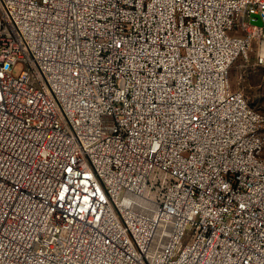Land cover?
Segmentation results:
<instances>
[{
	"label": "built area",
	"instance_id": "2783aa9c",
	"mask_svg": "<svg viewBox=\"0 0 264 264\" xmlns=\"http://www.w3.org/2000/svg\"><path fill=\"white\" fill-rule=\"evenodd\" d=\"M253 54L264 0H0V264H264Z\"/></svg>",
	"mask_w": 264,
	"mask_h": 264
},
{
	"label": "rangeland",
	"instance_id": "374dc122",
	"mask_svg": "<svg viewBox=\"0 0 264 264\" xmlns=\"http://www.w3.org/2000/svg\"><path fill=\"white\" fill-rule=\"evenodd\" d=\"M254 54L247 61L240 57L231 69L234 90L242 91L248 103L264 115V67L255 66Z\"/></svg>",
	"mask_w": 264,
	"mask_h": 264
},
{
	"label": "water",
	"instance_id": "95a60500",
	"mask_svg": "<svg viewBox=\"0 0 264 264\" xmlns=\"http://www.w3.org/2000/svg\"><path fill=\"white\" fill-rule=\"evenodd\" d=\"M258 23H259V24H262V22H261L260 20L258 21Z\"/></svg>",
	"mask_w": 264,
	"mask_h": 264
}]
</instances>
